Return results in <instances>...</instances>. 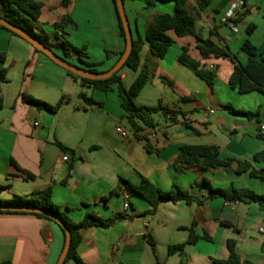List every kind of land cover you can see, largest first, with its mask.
<instances>
[{
  "label": "crops",
  "instance_id": "crops-1",
  "mask_svg": "<svg viewBox=\"0 0 264 264\" xmlns=\"http://www.w3.org/2000/svg\"><path fill=\"white\" fill-rule=\"evenodd\" d=\"M34 1L42 5L36 31L59 34L53 24L67 15L81 33L68 39L75 47L85 48L84 60L99 64V72L117 62V55L106 56V51L118 54L125 48L112 0H86L83 3L89 5L71 3L66 8L62 0ZM236 1L213 0L201 12L194 0H187L196 36L175 38L162 59L151 56L144 41L138 68L119 70L126 88L145 67L151 73L135 97L136 105L161 104L182 114L173 122L156 114L155 129L144 130L157 152L147 151L145 141L133 135L122 139L116 134L117 126L128 127V123L115 85L107 93L84 89L27 41L0 29V54H4L0 69H6L0 84V199L28 198L35 190L50 188L54 205L73 222L86 212L102 218L125 213L127 217L112 227L81 232L77 251L83 264H219L230 255L229 242L234 244L239 264H264V232L259 231L264 228V208L248 198H209V187L199 184L205 180L213 188L232 186L264 195V181L249 172L234 171L236 162L264 169V134L259 132L264 125V92L239 94L229 85L235 62L214 50L201 53L198 48L209 41V48L235 56L241 65L247 62L240 51L245 41L264 55V0H242L244 8L235 18L238 32L234 33L222 19ZM165 4L156 2L146 8L144 0L124 1L133 39H145L157 13L174 12V5ZM184 48L193 61L215 72L211 85L195 69L178 62ZM55 53L84 67L77 55L65 58L59 49ZM81 90L92 98L91 105L79 99ZM21 93L50 105L62 97L66 101L52 114L25 104ZM233 111L256 115L248 118ZM186 145L216 146L220 158L233 163L230 168L177 173L171 166ZM65 155L68 161H63ZM12 161L33 178L19 174ZM142 178L164 191L178 186L194 201L163 202L154 214L143 215L150 208L147 201L127 192L121 183L138 185ZM114 190L117 194L104 203L103 197ZM190 237L195 241L190 242ZM176 245H183L182 252L169 253ZM62 246L63 235L53 222L33 215L0 214V263L56 264Z\"/></svg>",
  "mask_w": 264,
  "mask_h": 264
},
{
  "label": "trees",
  "instance_id": "trees-1",
  "mask_svg": "<svg viewBox=\"0 0 264 264\" xmlns=\"http://www.w3.org/2000/svg\"><path fill=\"white\" fill-rule=\"evenodd\" d=\"M71 1L72 0H62L61 4L66 8L71 4ZM124 1L125 0H123V2ZM212 1L213 0H194L197 9L201 12L208 8ZM112 2L114 4L118 19L119 32L125 42L124 31L121 21L119 20L114 0H112ZM144 2L146 8H153L156 5V2L172 3L174 5V12L172 14L157 13L153 17L152 21L145 31V39L143 40L140 36H138L137 39H133L132 51L124 64V66H127L133 70H136L139 66V52L144 44V41L148 43L151 56L162 59L167 54L169 48L174 44L175 38L196 36L194 30L195 19L191 14H189L186 9L187 0H144ZM41 7L42 5L34 0H0V18L22 29L51 51L55 52V49L61 50L65 58L72 55H77L78 61L84 66L82 69L93 73H102L99 72L96 68L99 64L88 62L83 59L86 57L85 48H77L72 45L68 39V35H66V32L62 31L67 24L73 25L74 23L69 16L65 15L59 22L53 24V28L55 30L61 31L59 34L55 33L53 35H49L43 31L35 30L34 24L40 17ZM236 21L237 20L234 19L233 23H236ZM0 29L6 30L11 34L16 35L14 32L6 29L1 25ZM248 32H250V30ZM198 48L201 53H206L214 50L223 56H228L233 62H235L233 72L229 78V85L232 89H236L239 94H247L253 91L264 92V55L258 54L256 47L253 46L249 41H245L240 48V51L247 56V62L244 65L238 63L235 56H231L221 49H217L215 47L208 49L202 45H198ZM33 49L35 50V52L41 53L35 47H33ZM124 50L122 52H119L118 54L106 51V56L111 57L113 55H117L119 59L123 55ZM3 60L4 54H0V62L2 63ZM178 62L188 68L195 69L196 75L201 80H203L208 85L212 84V81L215 77V72L208 70L204 66H201L199 63L193 61L186 54L185 48L178 57ZM66 73L75 81H79L80 86L84 89L99 90L101 92L107 93L111 91L113 85H115L119 98L121 99V108L126 115L125 117L128 123V128L132 131L135 138L145 141L147 151L149 152H157V150L153 149L150 146L147 137L142 134V131H144L146 128H149L151 130L155 129L157 123L154 116L156 114H160L163 117H168L170 119V122H173L181 114L178 111L163 107L161 104L153 107L138 106L135 104V97L143 88L145 83L148 82L151 78V73L150 71H148L147 67H145L141 71V73L137 76V78L129 88H126L123 85L122 78L119 75V71L106 80H90L77 76L69 71H66ZM5 75L6 69H0V84L5 81ZM20 96L25 104L37 109H44L52 114H55L62 106V104L66 101L65 98L62 97L57 104L50 105L36 100L26 93H21ZM78 97L87 106L93 103L92 98L86 93L85 90H81L78 93ZM233 112L235 114L243 115L248 118H252L256 115V113L243 111ZM232 163L233 161L230 159L220 158V152L216 146L186 145L180 148V152L171 167L177 173H183L190 169L202 173L209 169H219L222 167L230 168ZM236 164L237 167L234 170L236 173L249 172L251 176L264 181V169L256 170L247 162H236ZM11 166L15 167L17 169V172L19 174H23L25 178H33L31 174L19 169L13 161L11 162ZM121 183L127 189V192L129 191L135 193L142 197L145 201H147L150 208L148 211L143 213V215L154 214L159 204L163 202L176 203L178 201H185L186 203L190 204L194 201L189 192L182 190L175 185H173L169 190L164 191L157 188L145 178H142L141 182L138 185L130 184L124 180H121ZM199 184L209 187V198L223 197L227 200H241L243 198H248L250 201L259 203L264 208V195L255 194L250 190L236 189L232 186L227 189L213 188L209 186V183L205 180H201ZM116 194L117 191H112L108 196L103 197V202L107 203ZM0 205L37 207L59 218L71 234L70 247L64 264H69L70 262H74L75 264H83L77 251L78 246L81 242V232L83 230L89 228H109L127 217V215H125V213L123 212L116 213L107 218H102L93 212H86L80 221L73 222L68 218L65 211L60 210L59 207L54 205L51 199L50 188L35 190L28 198L15 197L10 200L0 199ZM4 213L33 215L37 218L53 222L59 228L63 235V246L59 256L61 255L65 243V233L64 229L56 221H54L50 217L38 213L0 211V214ZM195 239V237H190L189 241L193 242L195 241ZM182 248L183 245L170 247L169 253L182 252ZM229 250L230 255L228 259L225 261H218L217 263H240L239 257L235 252L234 244L232 242H229ZM0 264H10V262H3ZM243 264L250 263L245 262Z\"/></svg>",
  "mask_w": 264,
  "mask_h": 264
},
{
  "label": "water",
  "instance_id": "water-1",
  "mask_svg": "<svg viewBox=\"0 0 264 264\" xmlns=\"http://www.w3.org/2000/svg\"><path fill=\"white\" fill-rule=\"evenodd\" d=\"M116 10L119 16V20L121 21L122 28L125 35V50L123 55L117 60V62L107 71L102 73H93L89 72L87 70H84L76 65H73L66 61L63 57L57 55L55 52L51 51L47 47H45L43 44H41L39 41L34 39L31 35L23 31L22 29L16 27L15 25L9 23L8 21L0 18V25L5 27L6 29L14 32L16 35L27 41L29 44H31L33 47H35L38 51L43 53L45 56H47L49 59H51L54 63L65 69L66 71H69L77 76H80L82 78L90 79V80H106L110 78L113 74L118 72L125 64L127 58L129 57L132 48H133V38L132 33L130 29V25L126 16L125 8H124V2L123 0H114ZM204 46L209 48L211 47V43L209 41H206L204 43ZM0 211H20V212H30V213H38L47 217H50L54 221H56L63 229L65 233V243L62 250L61 255L59 256L56 264H64L65 258L67 256L69 247H70V241H71V234L69 230L65 227L63 222L49 214L48 212L37 208V207H17V206H4L0 205Z\"/></svg>",
  "mask_w": 264,
  "mask_h": 264
},
{
  "label": "built area",
  "instance_id": "built-area-1",
  "mask_svg": "<svg viewBox=\"0 0 264 264\" xmlns=\"http://www.w3.org/2000/svg\"><path fill=\"white\" fill-rule=\"evenodd\" d=\"M244 8V3L242 0H238L235 3H233L232 5H230V7L226 10L225 15L222 19V22L227 24L229 26V28L231 29V31H233L234 33L238 32L237 26L233 23L234 19L237 17V15L239 13H241V11ZM35 125H38V123H35ZM151 129L148 128V131H150ZM115 132L116 134L121 137L122 139H128L130 138L133 133L132 131L125 126L119 125L115 128ZM259 132L261 134H264V125H260L259 126ZM142 134L146 136L145 131H142ZM63 161H68V156L65 155L63 158ZM125 199L127 201L128 196H125ZM124 208L127 209L128 208V204L127 202L124 205ZM259 231L261 233L264 232V228H260Z\"/></svg>",
  "mask_w": 264,
  "mask_h": 264
},
{
  "label": "rangeland",
  "instance_id": "rangeland-1",
  "mask_svg": "<svg viewBox=\"0 0 264 264\" xmlns=\"http://www.w3.org/2000/svg\"><path fill=\"white\" fill-rule=\"evenodd\" d=\"M85 1L86 0H72L71 3H72V5H89L87 2L86 3H83ZM159 5H161V4H159ZM165 5H173V4L172 3H167ZM73 22H74L73 25L72 24H67L65 26L66 27V30H65L66 35H71V34L72 35H74V34L81 35L80 29L77 28V23L75 21H73Z\"/></svg>",
  "mask_w": 264,
  "mask_h": 264
}]
</instances>
